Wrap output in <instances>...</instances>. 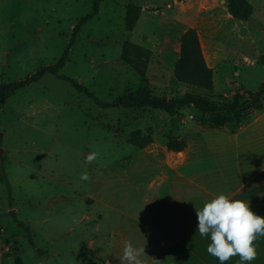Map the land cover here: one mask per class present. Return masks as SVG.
Returning a JSON list of instances; mask_svg holds the SVG:
<instances>
[{
    "label": "rangeland",
    "instance_id": "rangeland-1",
    "mask_svg": "<svg viewBox=\"0 0 264 264\" xmlns=\"http://www.w3.org/2000/svg\"><path fill=\"white\" fill-rule=\"evenodd\" d=\"M140 1H104L99 15L79 29L60 73L84 84L105 102L136 92L144 81L158 96L190 94L216 104L230 103L235 94L244 93L247 89L242 84L247 91L260 89L264 20L259 26L252 18L235 19L229 13V0ZM130 4L139 11L135 27L128 30ZM93 7L92 0L38 5L0 2V84L24 81L56 64L71 42L74 26ZM36 11L41 17L34 21L31 16ZM190 28L198 32L204 57L214 72L211 91L175 76L181 39ZM242 103L238 119L232 114L204 115L195 107L175 116L152 109H105L51 73L12 94L5 103L0 100L2 264H98L105 260L107 252L102 250L110 227L118 225L123 211L134 206L136 211L146 188L126 190L119 181L113 190L104 166L120 164L137 153L129 143L136 132L152 134L159 149L170 137L196 142L204 130H234L259 107L258 98L251 95ZM94 151L99 157L88 163L86 158ZM84 172L91 177L89 181L80 179ZM150 173L139 183L148 182ZM91 196L111 198L114 208L97 204Z\"/></svg>",
    "mask_w": 264,
    "mask_h": 264
},
{
    "label": "crops",
    "instance_id": "crops-1",
    "mask_svg": "<svg viewBox=\"0 0 264 264\" xmlns=\"http://www.w3.org/2000/svg\"><path fill=\"white\" fill-rule=\"evenodd\" d=\"M5 1L38 5L54 0H0ZM251 4L254 6L251 18L255 25L263 26L264 0ZM31 17L35 21L41 17L40 12ZM262 79L263 83L264 75ZM259 104L234 130L224 127L201 131L196 142L186 141L183 152L170 151L167 144L156 149L154 140L144 149L133 146L137 153L122 163L104 166L113 190L114 183L120 181L126 190L141 192L146 188V193L136 211L135 206L123 211L121 220L116 221L118 225L110 227L109 239L102 250L107 252L106 259L98 264H127L121 261L125 241H131L137 248L144 247L145 254L139 257L141 264H153L152 258L161 264H220L207 252L210 236L201 237L197 231L196 209L224 194L231 200L249 202L250 209L264 217V97ZM147 172H151L149 181L140 184ZM92 198L97 204L107 203L114 208L109 197ZM96 225L100 231V222L96 221ZM254 243L257 258L251 264H264V237H258ZM239 260L238 255L233 256L225 264H239Z\"/></svg>",
    "mask_w": 264,
    "mask_h": 264
},
{
    "label": "trees",
    "instance_id": "trees-1",
    "mask_svg": "<svg viewBox=\"0 0 264 264\" xmlns=\"http://www.w3.org/2000/svg\"><path fill=\"white\" fill-rule=\"evenodd\" d=\"M94 1L93 11L87 16L83 17L73 29V37L71 42L64 52L59 61L54 65H49L40 69L37 73L29 77L24 81H18L13 83L0 84V100L5 103L7 99L14 93L18 92L32 83L38 82L46 73H51L57 77L70 82L73 87L81 94L91 98L101 108H125V109H152L163 111L164 113L175 116L188 107H195L204 115H224L242 114L244 103L242 101L246 98V95H251L260 99L264 97V82L260 89L256 92L245 91L244 93H237L234 99L230 103L216 104L209 102L206 98L196 97L187 94L183 97H167L158 96L153 93L151 88L144 83L134 93H129L118 97L115 101L105 102L94 95L84 84L62 75L60 72L69 61L70 50L75 42L79 29L90 19L96 17L100 13V6L106 0H92ZM229 13L237 20L248 21L254 13V6L249 0H229L228 1ZM139 8L130 4L127 7V28L133 29L136 24V13ZM130 46L127 45L128 49ZM176 78L190 86L200 89L211 91L214 89V72L207 64L204 57L201 41L198 32L194 28H190L182 36L181 39V56L175 67ZM260 107V104H259ZM241 119V118H240ZM223 126V125H221ZM214 129H218L215 127ZM154 142L152 134L143 135L141 132L133 134L129 143L140 149H144ZM187 147L185 140H180L174 137L168 138L167 148L170 151L179 153L183 152Z\"/></svg>",
    "mask_w": 264,
    "mask_h": 264
},
{
    "label": "clouds",
    "instance_id": "clouds-1",
    "mask_svg": "<svg viewBox=\"0 0 264 264\" xmlns=\"http://www.w3.org/2000/svg\"><path fill=\"white\" fill-rule=\"evenodd\" d=\"M99 157L98 152H91L87 162L93 163ZM82 181H89L87 172L81 174ZM197 231L201 237L210 236L207 246L209 255L216 257L220 264H225L233 256H239V264H251L257 258L255 241L264 237V217L255 214L249 202L231 200L220 194L206 202L202 209H196ZM145 254L144 247H134L131 241H125L121 261L127 264H141L139 257ZM153 264H161L153 259Z\"/></svg>",
    "mask_w": 264,
    "mask_h": 264
}]
</instances>
